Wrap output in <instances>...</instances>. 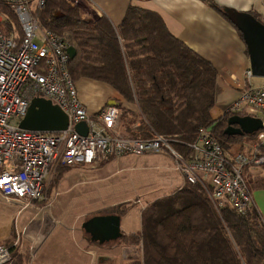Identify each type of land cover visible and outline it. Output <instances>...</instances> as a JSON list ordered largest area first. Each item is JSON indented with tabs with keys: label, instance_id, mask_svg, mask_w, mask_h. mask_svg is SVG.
Masks as SVG:
<instances>
[{
	"label": "trees",
	"instance_id": "obj_1",
	"mask_svg": "<svg viewBox=\"0 0 264 264\" xmlns=\"http://www.w3.org/2000/svg\"><path fill=\"white\" fill-rule=\"evenodd\" d=\"M203 1L224 13L214 0ZM0 12L8 33L14 29L22 33L16 13L4 0ZM36 12L42 26L75 48V56L69 59L75 81L88 78L106 83L136 103L137 112L130 111L127 119L120 116L123 128L134 137L171 136L177 150L189 153L188 144L195 141L199 128L209 127L232 157L243 150L245 141L256 143V135L226 133L233 115L229 110L213 118L217 67L174 35L157 11L131 6L119 25L107 18L85 19L66 0H45ZM117 104L122 107L119 100ZM260 148L264 153V146ZM68 167L58 166L54 182ZM247 183L252 191L264 188V177L257 179L254 188L248 179ZM209 191L200 182H187L145 207L142 227L128 242L142 241L144 255L127 264H264V222L256 206L244 214L219 208ZM11 251L13 264L25 263L18 247L12 246Z\"/></svg>",
	"mask_w": 264,
	"mask_h": 264
},
{
	"label": "built area",
	"instance_id": "obj_2",
	"mask_svg": "<svg viewBox=\"0 0 264 264\" xmlns=\"http://www.w3.org/2000/svg\"><path fill=\"white\" fill-rule=\"evenodd\" d=\"M4 1L16 13L22 29V33L18 29L8 33L0 19V192L7 200L24 206L44 200L50 176L61 165L95 167L129 154L167 152L187 182L209 187V196L219 208L244 214L255 206L246 171L264 165L260 148L264 146V127L257 132L251 150L234 157L209 127L199 128L195 141L188 144L189 153L177 150L171 136L145 138L124 133L118 105L107 104L90 113L81 100L69 70V43L42 26L37 16L45 0H37L35 7L29 0ZM245 74L249 79L253 76L251 69ZM35 96L59 104L69 116L68 128L57 132L20 128ZM227 110L260 117L264 125V86L247 82ZM80 122L88 126L86 135L75 128ZM11 247L0 244V264L13 261Z\"/></svg>",
	"mask_w": 264,
	"mask_h": 264
},
{
	"label": "crops",
	"instance_id": "obj_3",
	"mask_svg": "<svg viewBox=\"0 0 264 264\" xmlns=\"http://www.w3.org/2000/svg\"><path fill=\"white\" fill-rule=\"evenodd\" d=\"M78 1L96 18L94 20L107 18L114 25H119L122 22L131 6H140L157 11L174 35L217 67L219 75L217 77L216 97L214 107L211 110L215 119L226 112L229 105L239 97L242 87L247 83L245 71L250 69V58L241 32L228 16H225V12L223 13L219 8L213 7L203 0H76V2ZM214 1L223 8L231 7L251 12L264 22V0ZM36 2L37 0H34L30 3L35 7ZM87 14V12H84L83 17L87 18ZM259 78L264 79V77ZM76 85L79 96L90 113L99 111L106 100L107 102L110 100H119L120 102L125 100L114 88L100 81L82 78L78 80V84L76 82ZM261 86H264V81L261 82ZM134 105L129 108L137 111L136 103ZM122 129L124 133L130 134L123 128V124ZM256 134L257 132L253 135ZM249 146H251V143L245 141L241 147L242 151ZM87 166L84 164L69 166V170L62 175L63 177L60 178L59 183L72 177V175L67 176L70 170L76 173L73 175L74 179L78 178L80 170ZM163 167L170 170L174 169L181 176L180 179L176 180L168 172L171 176L170 189L177 188L176 190H178L186 185L187 180L175 164L173 167L172 165H164ZM57 168L53 172L54 175ZM49 182H51V178ZM55 183L57 182H54L52 187L48 186L47 193L50 188H54ZM253 198L264 222V188L254 189ZM14 205H19L20 208L15 211L13 209ZM37 205L38 202L35 201L28 206H24L16 200H7L0 192V243H14L18 238L21 245V247L17 245L18 250L25 258L29 255L30 249H34L35 252H32L33 257L35 256L33 264H68V258L73 257V254L69 252V248L72 244H75L74 242L78 243L80 241L75 237V234H71L74 226H69L68 220L36 218L35 215L33 216V212H35ZM27 210L30 212L27 213L26 217L23 216L22 222L19 223L20 215ZM123 217L125 216L123 215L122 219ZM43 227L45 228L43 229ZM135 232L137 230L126 234L129 235ZM85 238L90 240L88 234ZM80 243L82 248L77 250V255L81 254L82 257L85 255L93 258L95 253L99 251L93 250V254H91L92 250L88 248V245L83 242ZM94 243L99 248L105 245ZM46 244L47 247L49 246L48 249ZM51 249L55 252H52ZM46 255L49 256L47 261L43 259ZM24 264H27V260Z\"/></svg>",
	"mask_w": 264,
	"mask_h": 264
},
{
	"label": "rangeland",
	"instance_id": "obj_4",
	"mask_svg": "<svg viewBox=\"0 0 264 264\" xmlns=\"http://www.w3.org/2000/svg\"><path fill=\"white\" fill-rule=\"evenodd\" d=\"M66 1L73 6H77L81 10L82 16L84 15V12H87V18L85 19H96L88 12L86 7L81 5L79 1ZM0 19L3 20V14H1V12ZM2 24L5 25L4 22ZM5 29L7 28L5 27ZM263 81V78L261 79L257 76L251 78V83L255 86H261V82ZM76 82L78 84V81ZM110 101H104L101 107L106 106ZM235 101H233L232 104H234ZM134 104V102L127 100L121 101V118L124 117V119H127V116H130L128 115L130 111L137 112L129 108L135 106ZM232 104H230L229 107ZM124 119L123 121H125ZM254 141H256V139ZM249 143H251V146L246 147L245 150H251L253 145L252 141H249ZM174 164L176 165L171 154L167 152L143 155L129 154L123 157L111 158L105 164L103 162L95 167H84V169L80 170L78 178L76 179H74L73 176L76 173L70 170L67 176L72 175V177L61 183H59V179L57 183H55L54 188H50L47 193L48 186L52 187L56 179V176L53 173L50 177L51 182H49V179L47 184L46 198L37 201L38 205L35 207L36 214L33 212V216L35 215L36 218L43 219L56 218L60 221L68 220L70 223L69 226H74V229L71 230V234H75V237L80 241L78 243L74 242L75 244H72L69 248V252L73 254V257L68 258V264H127V262H132L138 257H143L144 251L142 241L140 243L137 242L136 244L129 245L128 242L132 239V234L127 235L126 233L136 230L138 232L141 229L142 210L152 201L169 194L170 192L172 193V191H176L177 188H174L175 190L170 189V177L172 176L177 180L180 179L181 176L174 169L170 170L163 167L164 165H172L173 167ZM68 170L69 168L65 170L64 174ZM168 172L172 175L170 176ZM263 177L264 166L258 167L250 174L248 173L246 175L252 188L255 187L257 179ZM19 208V205L13 206L15 211ZM113 209H119L124 213L123 215L125 217H123L121 223L124 239L122 237L116 242L105 244L102 248H99L94 242L85 238L87 234L83 229V223L92 216L112 213V211H114ZM28 212L30 211H24L22 215H20L19 223L22 222L23 216L26 217ZM44 228L45 227H43V229ZM19 241L20 240L17 238L14 243L4 245L13 246L16 244V247L17 245L21 247ZM80 242L88 245V248L92 250L90 252L91 254H93V250L99 251L95 253L93 258L89 255V257L85 255L82 257L81 254L77 255V250L82 248ZM46 248H49V246L47 247V244ZM33 250L34 249L31 248L28 253L29 255L25 258L27 264L34 263L35 256L33 257L32 252L35 251ZM39 251L43 253V251ZM52 252L55 251L52 250ZM43 259L47 261L49 256L46 255ZM14 261L15 258H13V261L10 264H13Z\"/></svg>",
	"mask_w": 264,
	"mask_h": 264
},
{
	"label": "water",
	"instance_id": "obj_5",
	"mask_svg": "<svg viewBox=\"0 0 264 264\" xmlns=\"http://www.w3.org/2000/svg\"><path fill=\"white\" fill-rule=\"evenodd\" d=\"M226 16L241 32L250 58V69L253 76L264 77V22L251 12L225 7ZM60 12L57 16H60ZM70 57H74L76 50L73 46L68 47ZM109 105H117L112 100ZM20 128L32 131L57 132L68 128L69 116L52 100L35 96L32 98L25 117L19 124ZM263 121L260 117L233 114L229 118L226 129L228 134H255L263 129ZM76 130L86 135L88 126L80 122L75 126ZM122 215L119 213H106L95 215L83 223V229L90 236L92 242L108 244L116 242L122 237Z\"/></svg>",
	"mask_w": 264,
	"mask_h": 264
},
{
	"label": "flooded vegetation",
	"instance_id": "obj_6",
	"mask_svg": "<svg viewBox=\"0 0 264 264\" xmlns=\"http://www.w3.org/2000/svg\"><path fill=\"white\" fill-rule=\"evenodd\" d=\"M253 77V76H252ZM251 77V78H252ZM251 78L249 79L247 76H246V79H247V82H250L251 83ZM252 84V83H251Z\"/></svg>",
	"mask_w": 264,
	"mask_h": 264
},
{
	"label": "bare ground",
	"instance_id": "obj_7",
	"mask_svg": "<svg viewBox=\"0 0 264 264\" xmlns=\"http://www.w3.org/2000/svg\"><path fill=\"white\" fill-rule=\"evenodd\" d=\"M122 122V121H121ZM176 142V141H175ZM190 143V142H189ZM186 144V143H185ZM186 147V146H185ZM174 160V159H173Z\"/></svg>",
	"mask_w": 264,
	"mask_h": 264
}]
</instances>
